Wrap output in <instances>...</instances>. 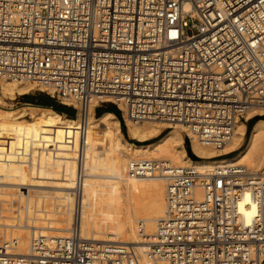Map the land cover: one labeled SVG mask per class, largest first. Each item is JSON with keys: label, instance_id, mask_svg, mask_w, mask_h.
Here are the masks:
<instances>
[{"label": "built area", "instance_id": "1", "mask_svg": "<svg viewBox=\"0 0 264 264\" xmlns=\"http://www.w3.org/2000/svg\"><path fill=\"white\" fill-rule=\"evenodd\" d=\"M0 79L83 116L111 102L121 117L181 125L221 149L238 120L264 109V0H0ZM79 165L67 234H38L21 255L1 239L0 264H264V174L131 159L129 177L166 183L164 215L140 251L81 235Z\"/></svg>", "mask_w": 264, "mask_h": 264}, {"label": "bare ground", "instance_id": "2", "mask_svg": "<svg viewBox=\"0 0 264 264\" xmlns=\"http://www.w3.org/2000/svg\"><path fill=\"white\" fill-rule=\"evenodd\" d=\"M34 86L26 81L0 79V102L4 98L13 99L24 94ZM73 105L76 106V103L73 102ZM120 108L123 107L120 105ZM76 113L74 117H62L59 112L46 107L21 108L17 112L0 109V189L2 185L20 182L24 186L48 185L57 192L51 194L52 204L43 196L41 200L30 197L24 201L25 206L23 200H19L14 208L15 214L3 215L0 211V235L4 237V242L16 241L12 249L16 255L29 251L37 233L61 236L69 231L75 214H72L74 197L68 190L72 193L80 163L84 172L79 212L81 235L97 241L133 244L140 251L146 242L151 241L164 215L166 183L159 174L129 177L127 164L131 159L168 161L172 165L190 166L197 171L241 166L251 174H264V118L253 123L243 147L237 153L217 158L239 148L245 134L244 121L238 120L230 142L216 149L201 143L181 125L155 120L137 122L122 112L128 136L138 141L132 142L124 137L118 117L113 113L103 112L97 116L93 106L84 116L80 110ZM254 114H264V109L248 112L246 119ZM98 124H102L106 133L97 128ZM183 132L198 159L188 156ZM102 134L104 146L100 141ZM3 140L8 142L2 143ZM4 195L6 192L0 190V196ZM0 201L6 199L1 198ZM243 205L242 212L246 222H249L256 207L248 193L243 198ZM84 207L92 208L95 217H90L91 209L83 211ZM6 209L12 211V207L6 206ZM57 212L62 213L63 218H57ZM22 214L25 215L22 217ZM40 221L45 224L41 226ZM139 226L144 228L145 236L140 235Z\"/></svg>", "mask_w": 264, "mask_h": 264}, {"label": "rangeland", "instance_id": "3", "mask_svg": "<svg viewBox=\"0 0 264 264\" xmlns=\"http://www.w3.org/2000/svg\"><path fill=\"white\" fill-rule=\"evenodd\" d=\"M24 95H31V96H34V97H43V98H46V99H48V100H50L51 102H53V103H57V104H59L60 102H58L54 97H51V95H49V94H47L46 92H43V91H41V90H39V89H34V88H32V89H30L28 92H26V93H24V94H19V95H16L15 96V98H13V99H7V98H4V100H3V102H0V109H3V110H9V111H18L19 109H21V108H24V109H27V110H30L32 107H38V108H45V107H43V106H37V105H34V104H32V103H30V102H26V101H24V99H23V96ZM108 107H111V108H115L116 110H117V107H116V105L115 104H113V103H111V102H106V103H103V104H101L98 108H96V110H95V115H97V110L98 111H101L103 108H108ZM47 108V107H46ZM70 113H71V116H68V115H65V114H62V113H60L61 115H62V117H74L77 113V111H76V109L72 106V105H70ZM119 118H120V120H119V124H120V126H121V129H122V132H123V135H124V137H126L129 141H132V142H138V141H136V140H134V139H131L129 136H128V134H127V132H126V126H125V122H124V120H123V118L121 117V114L119 113L118 115H117ZM257 117H264V114H257L256 116H253L251 119L249 118V120L247 121V125H248V128H251L252 127V125H253V123L256 121V120H258V119H255V118H257ZM26 119H30L29 118V116H26L25 117ZM245 123V122H244ZM97 128H101V129H103L104 130V127L102 126V124H98V127ZM169 129V127L168 128H164L163 129V133L164 132H166L167 130ZM104 132L106 133V131L104 130ZM247 135H248V131H247V133L244 135V139H243V141L241 142V145L239 146V148L238 149H236V150H234L233 152H231V153H229L228 155H220V156H217V158H220V157H229V156H233L235 153H237V151L240 149V148H242L243 147V145H244V143H245V141H246V138H247ZM103 134L100 136V141H102L103 140ZM102 138V139H101ZM5 141L6 142H8L7 140H3L2 141V143H5ZM150 141V140H149ZM149 141H147V142H149ZM1 143V145H3ZM101 144L104 146V141H102L101 142ZM183 144L189 149V152H190V154L194 157V159H198L199 157L197 156V155H195L193 152H192V150H191V148H190V140H189V138L187 137V135L186 134H184V132H183ZM1 147V146H0ZM188 156L190 157V155L188 154ZM191 159H192V157H190ZM102 163H103V161H102ZM125 172H126V169H125ZM12 182V181H11ZM25 184V183H24ZM1 186V185H0ZM2 187L3 188H1L0 190H4V192H6V195H4V196H0V199L2 198V199H6V201H8V202H6V201H0V211L2 210L3 211V215L5 214V215H12V214H15L16 212H15V210H14V208H15V206L17 207V205L19 204V200L21 199V200H23L22 202H23V205L25 206V203H24V201L26 202V200L28 199V198H41L42 199V196L43 197H45V200L48 202V200H49V202L48 203H53V199H52V195H54L55 193H57L56 192V190L54 189V188H51V186H48V185H34V186H24V185H22V183H20V182H14V183H10V185L9 184H5V186L4 185H2ZM8 193V194H7ZM68 193L72 196V193L68 190ZM52 194V195H51ZM70 196V197H71ZM49 197V198H48ZM14 198V199H13ZM37 198V199H38ZM40 199V200H41ZM51 200V201H50ZM74 199H73V205H74V210L72 211V214L74 215L75 214V204H74ZM9 205V206H8ZM22 205V206H23ZM6 206L7 207H12V211H10V210H5V208H6ZM16 209V208H15ZM86 209V210H85ZM89 209H91L90 211L91 212H89V214L91 215H89L90 217H95L94 216V213L92 212L93 211V209L92 208H89ZM88 208H83V211H88L89 210ZM14 210V211H13ZM82 211V212H83ZM93 213V214H92ZM81 214H83V213H81ZM85 214V213H84ZM83 214V215H84ZM25 215V214H24ZM23 214H22V217L24 216ZM57 218H63V215H62V213H60V212H57V216H56ZM97 217V216H96ZM73 220V219H72ZM72 220H71V222H72ZM4 221V220H3ZM2 221V222H3ZM6 221H8V222H12V220L11 219H7ZM0 222H1V220H0ZM40 224H41V226H43L45 223L44 222H39ZM37 234H39V233H37ZM48 234H53L52 232H48ZM65 234H67V232H65L64 233V235ZM4 237L2 236V235H0V240L1 239H3ZM90 238H92V237H90ZM4 240V239H3ZM19 250V249H18ZM20 252H23V251H20Z\"/></svg>", "mask_w": 264, "mask_h": 264}, {"label": "trees", "instance_id": "4", "mask_svg": "<svg viewBox=\"0 0 264 264\" xmlns=\"http://www.w3.org/2000/svg\"><path fill=\"white\" fill-rule=\"evenodd\" d=\"M23 99H24V101L30 102V103H32L34 105H37V106H43V107H47V108H52V109H54L55 111H57L59 113L64 112L65 109H66L64 106H62L60 104H57V103H53L50 100H48L46 98H43V97H38L37 98V97L31 96V95H24ZM105 111H111V112H113L116 115L119 114V111L116 110L115 108L108 107V108H103L101 111L97 110V116H99L100 114H102ZM68 115L71 116L70 113H68ZM260 118H264V117H257L255 119H260ZM120 128H121V126H120ZM249 130H250V128H248V132H249ZM187 151H188V154L190 155V157H192V159H194V157L190 154L188 148H187Z\"/></svg>", "mask_w": 264, "mask_h": 264}, {"label": "crops", "instance_id": "5", "mask_svg": "<svg viewBox=\"0 0 264 264\" xmlns=\"http://www.w3.org/2000/svg\"><path fill=\"white\" fill-rule=\"evenodd\" d=\"M60 105H62V106H64L66 109H65V111L64 112H62V114H65V115H68V113H70V105H67V104H63V103H59ZM105 112H111V111H105ZM111 113H113V112H111ZM71 114V113H70ZM114 114V113H113ZM114 115H116V114H114ZM69 116V115H68ZM117 116V115H116ZM118 117V116H117ZM119 120H120V118L118 117V122H119ZM245 124V134L247 133V131H248V123L247 122H245L244 123ZM163 133V130H162V132L160 133V134H162ZM244 134V135H245ZM185 146V145H184ZM185 150H186V152H187V154H188V151H187V148H186V146H185Z\"/></svg>", "mask_w": 264, "mask_h": 264}]
</instances>
